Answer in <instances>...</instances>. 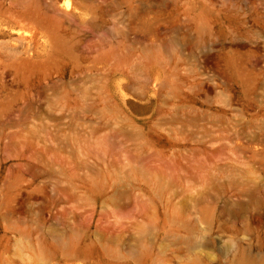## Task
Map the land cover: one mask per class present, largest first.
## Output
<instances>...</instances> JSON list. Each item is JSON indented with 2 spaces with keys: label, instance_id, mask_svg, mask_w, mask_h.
I'll return each instance as SVG.
<instances>
[{
  "label": "rangeland",
  "instance_id": "obj_1",
  "mask_svg": "<svg viewBox=\"0 0 264 264\" xmlns=\"http://www.w3.org/2000/svg\"><path fill=\"white\" fill-rule=\"evenodd\" d=\"M0 264H264V0H0Z\"/></svg>",
  "mask_w": 264,
  "mask_h": 264
}]
</instances>
